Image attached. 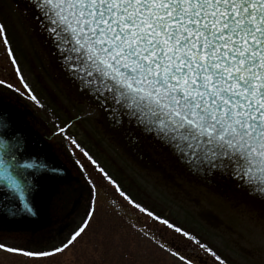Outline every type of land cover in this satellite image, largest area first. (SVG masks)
I'll list each match as a JSON object with an SVG mask.
<instances>
[{"label": "snow or ice", "instance_id": "obj_1", "mask_svg": "<svg viewBox=\"0 0 264 264\" xmlns=\"http://www.w3.org/2000/svg\"><path fill=\"white\" fill-rule=\"evenodd\" d=\"M33 3L49 22L46 30L63 54L67 71L83 88L97 94L102 107L111 100L131 110L142 123L170 136L177 142V149L182 153L187 150L189 157L202 155L212 161L227 158L233 162L236 176H242L249 185H255V191L264 194V0ZM0 40L21 83L32 93L3 23ZM31 98L40 103L34 93ZM112 112L119 117L116 108ZM84 154L92 159L87 152ZM0 165H6V161L0 159ZM38 166L42 167L36 163L22 165ZM212 167L217 165L213 163ZM105 176L116 184L107 173ZM0 179L6 180L22 199L25 197L26 187L7 166L0 171ZM116 190L136 208L154 215L119 185ZM162 222L190 236L167 219ZM88 223L85 219L66 242L51 251H29L6 243H0V249L47 257L67 249ZM207 250L219 264H227L211 248ZM173 254L185 261L179 252ZM186 264L193 262L188 260Z\"/></svg>", "mask_w": 264, "mask_h": 264}, {"label": "rangeland", "instance_id": "obj_2", "mask_svg": "<svg viewBox=\"0 0 264 264\" xmlns=\"http://www.w3.org/2000/svg\"><path fill=\"white\" fill-rule=\"evenodd\" d=\"M21 16L23 12L15 0H0V23L6 26L23 76L27 72L33 76L29 84L40 103L32 100V93L21 83L2 40L0 81L4 83L0 84V98L22 110L30 124L70 167L74 180L69 187L55 190L48 206L49 226L35 232L0 229V243L29 251H51L66 242L85 219L89 223L84 225L81 235L60 253L28 257L0 249V264H186L188 260L193 264H219L208 248L225 259L227 264H264V256L260 255L264 253L259 251L257 244L252 242L250 247L253 250L248 249L233 234L214 228L212 222L205 219L203 212L206 208L219 215L225 214L229 221L227 224L239 232L228 212L230 200L226 198L228 202H218L219 197L214 190L205 192L194 183L187 195L180 190L172 192L175 189L163 191L130 166L121 154L118 153L117 157L111 155L102 143L104 133L96 124V115L90 114L91 107L82 105L65 91L63 84L51 77L27 30L25 18L23 21ZM68 125L70 127L65 131H60ZM85 152L92 157L91 160ZM105 173L116 184L111 183ZM117 185L154 215L149 216L129 203L116 190ZM162 187L164 189L163 184ZM89 211L91 216L87 215ZM164 219L189 232L190 236L185 237L175 228L165 225ZM62 228L66 231H60ZM202 244L206 247L202 248ZM174 252L184 256L185 261H181Z\"/></svg>", "mask_w": 264, "mask_h": 264}, {"label": "water", "instance_id": "obj_3", "mask_svg": "<svg viewBox=\"0 0 264 264\" xmlns=\"http://www.w3.org/2000/svg\"><path fill=\"white\" fill-rule=\"evenodd\" d=\"M15 3L24 11L29 28L57 77L72 94L92 104L99 111L106 133L141 170L161 180L171 178L166 168L151 153L154 148L163 149L179 162V167L188 170L202 184L220 193L229 192L240 202L258 211L259 218L264 220V194L255 191V185H249L242 176L234 174L233 162L223 157L215 161L205 160L202 155L199 158L189 157L187 150L182 153L177 149V142L170 136L166 137L154 126L142 123L141 118L132 115L131 110L116 105L111 100L102 107L97 94L83 88L80 81L67 71L63 54L56 48L53 38L46 30L49 22L44 20L33 0H15ZM41 21L44 27H41ZM112 108L119 112L118 118L113 114ZM21 118L22 115L11 105L0 102V121L3 124L0 126V159L6 161V165H0V171L7 166L9 172L27 189L22 199L6 180L0 179V220L15 227L46 226L49 224L48 204L54 193V183L69 179V172L36 134L24 127ZM29 163L42 167H22ZM213 163L217 167H212Z\"/></svg>", "mask_w": 264, "mask_h": 264}, {"label": "flooded vegetation", "instance_id": "obj_4", "mask_svg": "<svg viewBox=\"0 0 264 264\" xmlns=\"http://www.w3.org/2000/svg\"><path fill=\"white\" fill-rule=\"evenodd\" d=\"M22 120H23V118H22ZM24 125H25V128L28 131L32 129L29 126H27V124H25V122H24ZM29 125H31V124H29ZM39 139H40V137H39ZM41 143L44 144L45 147H48L49 150H50V152H52L54 155H56L55 157H56V159L58 161L59 160L61 161V158L58 156V154L55 152V150L53 149V147L51 145H49L47 142H46L47 143V145H46L42 140H41ZM157 155H159L160 157L164 158V153L161 150L158 151V154ZM164 161H165L164 164L168 167V171H169V174L168 175L171 177L168 180L173 181L172 183H174V185L176 186V188H173L175 190H172V192L173 191L174 192H177V190H180V191H182V194H185V193H186V195L187 194H190V190H189L190 185H193V183L195 184V182L198 179L196 177L192 176L191 173L188 172L186 169H183L182 167H179V164L176 163V162H174V161H172L171 159H169V158L168 159H165L164 158ZM62 163H64V162H62ZM170 181H167V182H170ZM71 184H72L71 179L57 181L56 183H54V188H56L58 186L57 188L59 189L61 186H64V185L69 187ZM182 188H184V190ZM163 190L169 191L171 189L170 188H167V187H164ZM203 213H205L204 215H206L205 216V219L206 220H209L210 222H212V226H214V228L224 229L227 232H230L231 234H233L234 237H237L238 239L241 238L240 234L236 230H234V228H231L225 221L220 220L218 217L214 216L213 214H211L209 212H206V210H204ZM246 246H247L248 249H252L249 245H246ZM193 254H197V253H193ZM196 256L201 258V256L199 254H197Z\"/></svg>", "mask_w": 264, "mask_h": 264}, {"label": "bare ground", "instance_id": "obj_5", "mask_svg": "<svg viewBox=\"0 0 264 264\" xmlns=\"http://www.w3.org/2000/svg\"><path fill=\"white\" fill-rule=\"evenodd\" d=\"M233 223H236L238 230L251 242L257 244L261 251H264V231L245 216L233 215Z\"/></svg>", "mask_w": 264, "mask_h": 264}, {"label": "trees", "instance_id": "obj_6", "mask_svg": "<svg viewBox=\"0 0 264 264\" xmlns=\"http://www.w3.org/2000/svg\"><path fill=\"white\" fill-rule=\"evenodd\" d=\"M0 229H5V230H11L10 228H8L7 226H5V225H0ZM37 227H30V229H24V230H29V231H31V232H35V231H37ZM65 228H62L60 231H66V229L64 230ZM20 230H22V229H20Z\"/></svg>", "mask_w": 264, "mask_h": 264}]
</instances>
